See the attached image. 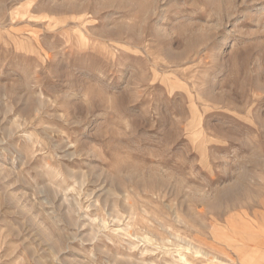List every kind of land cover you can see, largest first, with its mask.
Segmentation results:
<instances>
[{
	"label": "rangeland",
	"instance_id": "1",
	"mask_svg": "<svg viewBox=\"0 0 264 264\" xmlns=\"http://www.w3.org/2000/svg\"><path fill=\"white\" fill-rule=\"evenodd\" d=\"M0 264H264V0H0Z\"/></svg>",
	"mask_w": 264,
	"mask_h": 264
}]
</instances>
